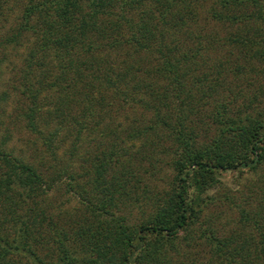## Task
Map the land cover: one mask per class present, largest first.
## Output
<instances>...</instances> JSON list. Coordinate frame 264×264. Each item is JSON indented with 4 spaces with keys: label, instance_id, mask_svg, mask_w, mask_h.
Masks as SVG:
<instances>
[{
    "label": "trees",
    "instance_id": "trees-1",
    "mask_svg": "<svg viewBox=\"0 0 264 264\" xmlns=\"http://www.w3.org/2000/svg\"><path fill=\"white\" fill-rule=\"evenodd\" d=\"M259 66L264 0H0V109L18 91L37 158L0 111V264H264V88L227 86ZM223 170L251 174L225 234L199 221Z\"/></svg>",
    "mask_w": 264,
    "mask_h": 264
},
{
    "label": "rangeland",
    "instance_id": "rangeland-1",
    "mask_svg": "<svg viewBox=\"0 0 264 264\" xmlns=\"http://www.w3.org/2000/svg\"><path fill=\"white\" fill-rule=\"evenodd\" d=\"M258 70L264 71V68L259 66ZM8 75H10V70L8 68L5 69L4 72H1L2 78L0 81V90L10 88V81L7 80ZM231 82H236V84L228 83L227 86L231 87L233 90H236V94L239 93L240 97L242 95L246 97H250L252 95H261L260 91L264 88V72H258V74H246L239 79L232 80ZM9 93L10 97L8 101L5 104L1 105V108L4 109V111L0 109V111L3 112L1 115V119L7 124L9 121L10 127L15 124L17 126V129L15 127H12L13 135H11L7 147L13 149L15 153L21 152L23 150L24 155H26L28 158L37 159L34 157V150H31L26 146V143L28 142L29 138L34 137V133L31 134V132L27 128L22 127L21 121L19 125L17 122L14 123L12 121L16 106L14 104V100L18 95V91H16L15 89H10ZM239 106L243 107L241 105ZM231 113L232 111H230L229 114L233 115ZM203 120L206 121V117H204ZM214 132V124L209 126L208 131H205V128H203L201 130L200 139L205 141L208 137L213 136L212 134ZM164 170L166 171L165 173L169 172L166 168ZM159 173L160 174L157 173V177H160L162 176V174H165L162 171H160ZM250 175L251 174L249 173H239L237 171L232 170H223L218 174L223 183L219 189H216V186H214L208 191V193L213 194L214 197H212L213 201L211 202V204H209L208 207L205 208L204 212L206 213V215L204 217L199 218V221H203L204 227L210 226L219 233L225 234L226 231L232 229V226H235L234 220L235 217H237V210L235 207L229 208L228 201L225 200V198L223 197V191L228 192V190H233L234 195L237 196L239 194L238 189L241 187V177H247ZM159 186H161L160 182ZM128 187L130 188V191H133V193H129L134 194V192L137 191V189L134 188L135 185L132 183ZM50 196V199L55 205H60L58 209H69L77 203L75 201V198L72 197L70 193L65 191L63 182L57 183L54 186L53 190L50 192ZM120 199L121 200L119 201V204L121 206V210L119 212L126 217L127 221L134 222L142 217L143 206L136 204L132 201H128L123 196ZM182 245L183 246L181 249L186 252L193 247L192 245H187V242L184 239ZM201 247V245H197L195 250L200 249Z\"/></svg>",
    "mask_w": 264,
    "mask_h": 264
}]
</instances>
